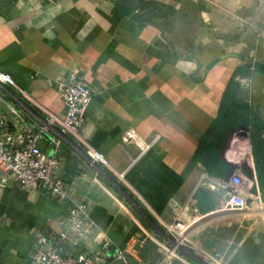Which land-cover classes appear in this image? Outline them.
<instances>
[{"label":"crops","instance_id":"0c3cea01","mask_svg":"<svg viewBox=\"0 0 264 264\" xmlns=\"http://www.w3.org/2000/svg\"><path fill=\"white\" fill-rule=\"evenodd\" d=\"M73 70L93 92L84 138L101 158L50 127L60 147L49 134L40 146L62 156L69 195L0 183V264H30L38 235L80 202L92 225L84 249L110 238L128 264H160L167 225L194 199L183 260L264 264V0H0V71L15 83H0V115L11 129L63 117L56 80ZM236 188L249 208L220 210Z\"/></svg>","mask_w":264,"mask_h":264},{"label":"built area","instance_id":"2783aa9c","mask_svg":"<svg viewBox=\"0 0 264 264\" xmlns=\"http://www.w3.org/2000/svg\"><path fill=\"white\" fill-rule=\"evenodd\" d=\"M57 3L60 0H48ZM0 83L15 85L12 78L0 71ZM57 90L65 104L63 117L48 112V122L44 126L33 128L25 124L11 129L7 118L0 115V183L16 184L22 190L39 189L45 194L62 199L69 195L64 182L57 176L61 166L62 156L45 151L40 146L44 134L55 148L60 147L62 140L50 134V127L56 126L62 135H69L85 146L86 154L92 162L101 158L84 138L87 123V113L93 99V92L86 80L84 72L73 70L66 76L56 80ZM14 114L18 111L12 108ZM214 189L215 183L204 174L200 182ZM232 183L237 188L242 184V177L235 174ZM228 191L222 201L220 210L244 211L249 208L241 191ZM196 200L179 212L175 222L167 225L168 233L178 238L170 239L166 244L165 256L160 264H190L183 260L179 251L182 247H190L184 213L200 218ZM203 217V216H202ZM62 227L51 235L39 234L32 252L30 264H128L124 248H113L110 238H105L100 247L89 251L82 247L92 229L89 222V205L80 202L72 205L61 220ZM186 232V233H185ZM206 260L213 264H227L220 257L205 252Z\"/></svg>","mask_w":264,"mask_h":264},{"label":"bare ground","instance_id":"6f19581e","mask_svg":"<svg viewBox=\"0 0 264 264\" xmlns=\"http://www.w3.org/2000/svg\"><path fill=\"white\" fill-rule=\"evenodd\" d=\"M197 219H198V217L195 215H191V216H188V222L186 223V225L188 226L189 224H191V223H193V222H195V221H197Z\"/></svg>","mask_w":264,"mask_h":264},{"label":"rangeland","instance_id":"374dc122","mask_svg":"<svg viewBox=\"0 0 264 264\" xmlns=\"http://www.w3.org/2000/svg\"><path fill=\"white\" fill-rule=\"evenodd\" d=\"M186 232H187V231H186ZM186 232H185V233H186ZM168 236H169L170 239H176V238H178V234H175V237H176V238H175L174 236L170 235L169 233H168Z\"/></svg>","mask_w":264,"mask_h":264},{"label":"trees","instance_id":"16d2710c","mask_svg":"<svg viewBox=\"0 0 264 264\" xmlns=\"http://www.w3.org/2000/svg\"><path fill=\"white\" fill-rule=\"evenodd\" d=\"M261 127H259V129H260Z\"/></svg>","mask_w":264,"mask_h":264}]
</instances>
